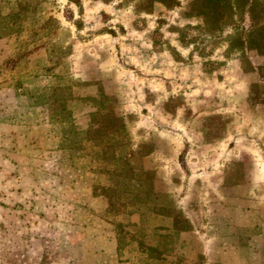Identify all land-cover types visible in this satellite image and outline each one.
Listing matches in <instances>:
<instances>
[{"label":"rangeland","instance_id":"374dc122","mask_svg":"<svg viewBox=\"0 0 264 264\" xmlns=\"http://www.w3.org/2000/svg\"><path fill=\"white\" fill-rule=\"evenodd\" d=\"M178 1L0 0V264H264L263 195L228 189L264 159V55L183 46Z\"/></svg>","mask_w":264,"mask_h":264},{"label":"trees","instance_id":"16d2710c","mask_svg":"<svg viewBox=\"0 0 264 264\" xmlns=\"http://www.w3.org/2000/svg\"><path fill=\"white\" fill-rule=\"evenodd\" d=\"M143 1H146L150 7L155 3H161L167 8L179 5L178 0ZM149 6L146 8H149ZM245 15H248L250 19L248 27L241 25ZM188 16L202 19L203 27L187 25L183 29H179V40L183 46H192L193 51H196L199 56L205 57L204 49L198 46L199 38L203 34L205 36L208 35V33L210 34L208 36L216 35L217 33L215 31H220L224 26L235 29V33L229 35L227 39L229 43L228 50H236L241 55L246 54L250 50H256L260 55H264V23H261L264 19V5L260 3V0H193L189 5ZM194 31L197 32L196 35L192 34ZM172 53L175 58L179 56L174 49H172ZM206 65L220 66L221 63L207 61ZM258 76L261 83L264 84V72L259 73ZM260 101L264 103V99ZM103 118L105 119L104 123L91 122L89 129L86 131L87 136L95 135V139H101L108 137L109 131H113L116 134L125 130L123 120L114 115L112 111L104 114ZM239 178L241 179V177ZM105 190L104 193L106 194ZM106 197L109 198V208H111L113 203L108 194H106ZM183 222L181 226H178V224L175 225L179 231L189 229L188 221L183 219Z\"/></svg>","mask_w":264,"mask_h":264},{"label":"crops","instance_id":"0c3cea01","mask_svg":"<svg viewBox=\"0 0 264 264\" xmlns=\"http://www.w3.org/2000/svg\"><path fill=\"white\" fill-rule=\"evenodd\" d=\"M260 161L257 159V165L259 166H264V159L262 161V163H259ZM259 169V171H254L253 173L251 172H247L245 171L244 174V180L243 182H241V184L236 185V186H232V187H228L229 190L232 191V193L235 194V197H233L232 201H234L235 203H233V205H237L236 201L239 200V193L243 190V188H247L248 192L250 193V195H252L253 197L257 198L256 193H261L260 195H263V197H260L259 200H263L264 199V167H262ZM264 201V200H263ZM226 202V201H224ZM249 204L247 205V207H255L256 205V201H254V199H252L251 201L248 202ZM255 208H257L258 214L261 218L264 219V202L258 201V206H256ZM233 212H239L237 210V208L232 207ZM253 211V210H251ZM247 212L249 213V210H247ZM253 213V212H252Z\"/></svg>","mask_w":264,"mask_h":264}]
</instances>
